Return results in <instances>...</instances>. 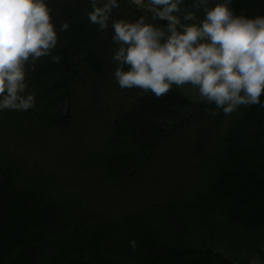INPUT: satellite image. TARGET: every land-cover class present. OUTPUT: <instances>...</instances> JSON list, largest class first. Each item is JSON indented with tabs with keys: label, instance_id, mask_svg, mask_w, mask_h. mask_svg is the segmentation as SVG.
Instances as JSON below:
<instances>
[{
	"label": "trees",
	"instance_id": "obj_1",
	"mask_svg": "<svg viewBox=\"0 0 264 264\" xmlns=\"http://www.w3.org/2000/svg\"><path fill=\"white\" fill-rule=\"evenodd\" d=\"M192 2L184 0L181 8L202 19L203 10L192 9ZM47 3L57 29L63 21L69 28L58 32L52 54L59 63L42 57L29 64L28 91L35 92L36 107L6 114L13 134L25 139L0 138V264H264V95L260 105H242L229 116L219 112L226 122L216 131L206 111L215 105L201 101L189 85L156 97L114 82L112 30L100 41L102 29L87 19L88 0ZM232 8L237 15H264V0H233ZM132 9L119 0L112 18L128 17ZM102 81L119 96L90 124L103 137L66 156L72 175L61 178L48 158L29 157L27 148L42 149L44 129L66 124L72 101H108L95 93ZM189 125L217 133L181 160L184 175L171 191L120 207L104 197ZM181 211L193 217L186 231L179 228Z\"/></svg>",
	"mask_w": 264,
	"mask_h": 264
},
{
	"label": "clouds",
	"instance_id": "obj_2",
	"mask_svg": "<svg viewBox=\"0 0 264 264\" xmlns=\"http://www.w3.org/2000/svg\"><path fill=\"white\" fill-rule=\"evenodd\" d=\"M90 24L107 29L111 21L112 75L121 89H140L156 97L173 86L195 88L201 101L215 105L210 115L229 116L240 106L260 105L264 95V15H237L233 0H151L166 24L112 18L119 0H88ZM182 13V19L179 14ZM183 21V22H182ZM47 0H0V112L36 107L28 91V67L53 55L59 31ZM218 110V111H217ZM135 248L136 242H130Z\"/></svg>",
	"mask_w": 264,
	"mask_h": 264
},
{
	"label": "rangeland",
	"instance_id": "obj_3",
	"mask_svg": "<svg viewBox=\"0 0 264 264\" xmlns=\"http://www.w3.org/2000/svg\"><path fill=\"white\" fill-rule=\"evenodd\" d=\"M129 5L133 6L135 9L131 10V15L124 17L118 13L116 18H124L129 21H135L136 19L143 17L146 22L152 23L153 18L159 21L161 20L157 14V9L148 1L143 0H127ZM50 7V6H49ZM53 11V7H50ZM182 19V17H181ZM183 22V21H182ZM111 26L107 29L101 30L100 41L107 37V33L110 32ZM105 81L100 82L96 85V94L101 93L102 98L106 97L108 101L102 100V102H89L91 97L87 100H83V104L75 105L72 104L68 108L67 112V122L61 126H52L43 130V145L42 149H31L27 148V155L32 157L33 160L37 158L45 157L51 161V170L55 173L57 172L61 178L68 179L74 169L71 168L70 161H67L66 156H70L75 151L74 148L78 144L87 143L98 139V137H103V130L90 129V124L93 119L99 120L102 117L103 105L109 107V104L116 102L117 96L119 94L116 92H111V90L104 89L103 86ZM93 90V87H92ZM121 93L129 92L127 90H121ZM82 91L78 94L81 97ZM93 95V94H92ZM77 96V95H76ZM112 97V98H111ZM87 98V97H85ZM66 103L61 106V109L65 108ZM87 107H91L90 110H85ZM59 108V106H57ZM8 110L0 112V138L3 141L8 138L11 141H23L24 136L16 137L14 132L10 130L9 124L11 120L6 116ZM62 112V111H61ZM100 114V115H99ZM79 115H84L82 119L79 120ZM223 117L219 115H212L211 122L217 127L216 131H219L220 127L225 124L222 120ZM34 121H38L34 118ZM76 122V123H74ZM193 126L189 125L185 132H180L179 134H172L167 137V139L155 150L153 156L149 162L144 164L141 169L134 175L128 177L121 184L107 189L104 197H109V199L117 204L118 207L122 203L130 202L134 203L140 201L141 199H151L154 195H162L165 192L171 191L173 182L178 183V181L184 175L185 165L182 161L186 155L194 154L201 150V146L205 147V141H211L216 131L205 132L204 130L194 129ZM94 139V140H93ZM82 141V142H81ZM20 144V143H19ZM25 154V156H27ZM24 155V154H23ZM74 181H70L73 183ZM155 192V194H154ZM176 212H172L175 214ZM180 218V231H186L193 227V217L190 213L186 211H181L179 213ZM192 230V229H191ZM190 230V231H191ZM189 231V233H190ZM225 241V239L223 240ZM221 241V242H223Z\"/></svg>",
	"mask_w": 264,
	"mask_h": 264
}]
</instances>
